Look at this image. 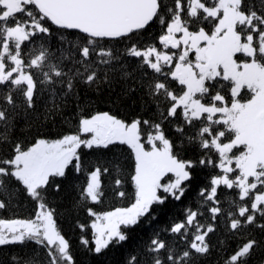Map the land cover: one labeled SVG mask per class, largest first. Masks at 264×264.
Returning <instances> with one entry per match:
<instances>
[{
	"label": "snow or ice",
	"instance_id": "6c2138e0",
	"mask_svg": "<svg viewBox=\"0 0 264 264\" xmlns=\"http://www.w3.org/2000/svg\"><path fill=\"white\" fill-rule=\"evenodd\" d=\"M0 213V264H264V0H0Z\"/></svg>",
	"mask_w": 264,
	"mask_h": 264
},
{
	"label": "trees",
	"instance_id": "16d2710c",
	"mask_svg": "<svg viewBox=\"0 0 264 264\" xmlns=\"http://www.w3.org/2000/svg\"><path fill=\"white\" fill-rule=\"evenodd\" d=\"M81 93H82V96L84 94V90L81 89ZM88 96L90 99H93V105L92 107H99L98 105L95 104V98L93 96L92 93H88ZM86 106V105H85ZM101 110H103V108H101ZM68 113H65V115H67ZM127 158V154H125V159ZM75 182L70 180V181H67L66 184H65V187H66V195L67 196H71L73 193L71 191V188H72V185L74 184ZM189 196H191V193H189ZM185 199L187 200L188 197H185ZM108 201H105V205H107ZM98 210H104V206H98ZM4 213H0V215H2ZM19 214H24L23 212L19 213ZM78 231V230H77ZM223 231V229L221 228V232ZM149 232V229L147 226H143V227H140V228H135L133 229L132 233H131V239L129 240V243L127 245H124L118 252H111L110 250V255L112 256L113 259H120L121 258V253H123L126 249L132 247L134 245V243L138 242L139 239L141 237H144L148 234ZM217 235H219V233L213 235L212 237V240L215 242V240L217 239ZM70 239L73 241V243L75 244L76 241H77V236L76 235H73V234H70ZM238 237L237 238H233L231 240H229L227 242V245L226 246H235V244L238 242ZM2 247V246H0ZM7 251V250H5ZM262 253L258 250L256 253L253 254V264H255V261L256 259L261 256ZM216 256H217V253L215 250H213L212 252V255L208 258V260L205 262V264H215V261H216Z\"/></svg>",
	"mask_w": 264,
	"mask_h": 264
}]
</instances>
